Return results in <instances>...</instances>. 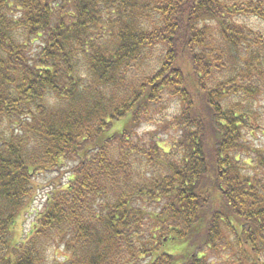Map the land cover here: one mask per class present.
<instances>
[{
    "label": "trees",
    "instance_id": "obj_1",
    "mask_svg": "<svg viewBox=\"0 0 264 264\" xmlns=\"http://www.w3.org/2000/svg\"><path fill=\"white\" fill-rule=\"evenodd\" d=\"M263 97L264 0H0V264H264Z\"/></svg>",
    "mask_w": 264,
    "mask_h": 264
},
{
    "label": "rangeland",
    "instance_id": "obj_2",
    "mask_svg": "<svg viewBox=\"0 0 264 264\" xmlns=\"http://www.w3.org/2000/svg\"><path fill=\"white\" fill-rule=\"evenodd\" d=\"M261 106L264 105V97L260 99ZM124 120L121 122L115 123L111 128V133L118 131L122 125ZM255 145L258 148H264V136H261L259 133L257 134L256 138L254 139ZM67 175L61 177L59 174H46L38 176L34 181V187L38 188L37 195L35 197L34 203L32 208L24 215H22L19 220L16 222L14 227L10 231L11 238L10 245H13L20 241H25L24 239L30 235L31 225L33 220V211L39 209L42 204L43 197L46 193L50 190L58 187L57 185H62L66 183ZM177 244L174 242L168 243L165 245L162 250L168 252L170 254H178V251L172 250L173 248H179ZM50 255H55L56 257H63L66 256L62 252H55L50 253ZM209 253L207 257H209ZM238 255H236L235 251L233 250L232 253H223L221 259L210 257L208 259H204L203 264H239L238 262ZM189 264V263H188Z\"/></svg>",
    "mask_w": 264,
    "mask_h": 264
}]
</instances>
